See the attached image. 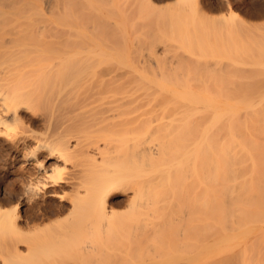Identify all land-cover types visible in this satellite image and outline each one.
<instances>
[{"label":"bare ground","instance_id":"obj_1","mask_svg":"<svg viewBox=\"0 0 264 264\" xmlns=\"http://www.w3.org/2000/svg\"><path fill=\"white\" fill-rule=\"evenodd\" d=\"M58 1L0 0V264H32L39 256L51 259L46 257L54 254L57 244L75 245L77 238H70L77 232L92 237L115 222L203 224L214 231L206 233L216 236V241L227 236L224 224H237L230 231L241 236L242 264H249V255L259 258L262 251L255 244L264 245L261 26H254L249 42L242 36L246 44L230 33L235 37L231 47L220 36L219 47L210 42L213 48L206 41L207 45L193 40L191 23L178 18L183 12L174 21L171 18L176 24L168 17L177 30L187 29L171 34L173 26L169 24L168 30L166 20L167 30L163 25V31L154 34L160 39L155 40L160 44L154 43L160 48L156 50L169 52L176 67L191 63L195 69L190 71L188 64L189 71L181 75L187 78L182 80L170 75L168 79L175 78L143 80L138 68L124 64L137 54L132 46L137 48L140 38L133 35L135 22L142 20L139 15L135 21L127 15L101 20L107 28H115L117 41L125 43L130 32L132 50L124 49L122 41V47L79 44L82 47L77 48L78 32L85 29L76 23L70 7ZM83 5L91 8L85 0ZM135 56L131 61H136ZM194 64L201 69L213 65V70L198 72L200 67L196 70ZM170 65L174 74L180 71V66L175 71ZM214 65L220 70L215 72ZM227 71L252 75L230 80L227 76L235 74ZM217 75L224 76L217 79ZM54 224L74 225H64L71 230L62 229L66 231L62 236L53 231L61 236L59 240L52 231L44 233ZM249 233L255 236L247 242ZM92 240L82 241L81 253H95L103 241Z\"/></svg>","mask_w":264,"mask_h":264},{"label":"rangeland","instance_id":"obj_2","mask_svg":"<svg viewBox=\"0 0 264 264\" xmlns=\"http://www.w3.org/2000/svg\"><path fill=\"white\" fill-rule=\"evenodd\" d=\"M40 1H42V0H40ZM47 1H49V0H47ZM52 1H54V0H52ZM55 1H58V0H55ZM61 1H63V3H61V4L66 3L67 6L70 7L69 10H71L73 17L76 18V19L74 18L76 20V23L78 22L79 26L83 27L85 29L84 33L83 32L81 33V31H79L78 35L76 34L77 38H76L74 45L77 48H80L83 45H85L84 47H86V46H89V47H97V46L116 47V45L122 47V45H124L125 46L124 49L127 46L126 49L132 50L131 45L133 43H131L132 40H130L129 37H133V35H134V37L135 36L137 37L139 35L138 37H140L141 39L140 38H138L139 40L136 39V40H138V42H137L138 44L137 43L136 44H137V48L139 46L140 50L137 48H134L133 47L134 45H133L132 46L133 50H135V49L137 50V51L135 50L134 53L136 52L137 54H134L133 57L124 60L125 65L126 64H128V65L132 64V66L138 68L137 70L140 74L139 77H141L139 79L145 78L146 80H149V79L161 80V78H162V80L163 79L173 80L175 78V77H173V79H172V77H170V79H168V77H169L168 75L177 76L175 78L176 80H182V78H184V79L187 78L185 75H183V76H181V75L183 74L182 72L189 71L185 67H187L188 64L190 66L191 63H188L187 65L185 64V67H182V66H184V64L183 65H181V63H179V65L176 64V65L180 66V68H178V69H180V71H178L179 73L177 72L176 74H174V72L171 71L174 69V67H169V65L171 63H172V65H174L176 60H174L173 57L172 58L170 57V59L168 58L169 55L171 56V54L169 52L163 53L161 51L162 52L161 53L158 51L160 49L158 47L160 44H158L159 41H155V40H160V39H157L158 38L157 34L155 35L157 38H155L154 34L158 33V31L162 30L163 25H165V27H166L165 22L168 21V17H169V21L171 20V18L174 21L175 20L174 18H176L175 15L182 14V12H183L184 13L183 16L179 15L178 18H181V17L183 19L185 18L184 20L187 23H191L190 27L192 29V26H193V29L190 30V28L188 27V31L190 30L189 32H191L192 34H195L194 37H192L193 40H197V41L203 40L204 42L206 41L210 44V45H207V43L205 42L206 45L208 47H213V48L217 47L216 45H218V47L220 46V44L218 42L220 40L219 39L220 36L222 38V41H223V37L226 38L227 40L225 39L226 41H224V42H228V43H225V44H227L228 47H231L232 44L229 46L230 41H233V39L235 38L233 35H231L232 33L235 35L237 34V36L239 35L238 38L240 40L247 38L246 41L248 40V42H249V39H251V36H252L251 33L254 32V30H253L254 26L260 25L261 28L264 30V0H226V2L225 1L221 2L220 0H179V1L178 0H152V1H150V0H85L88 2L89 5H91V8H89V6L84 8L85 7V5H83L84 0H82V1L81 0H59L58 3H60ZM69 2H70V4H68ZM80 2H82V4ZM151 2H153L155 4L156 8L153 7L154 4ZM227 3H229V4H227ZM227 5L229 6V8ZM78 6H79V8H78ZM144 6H146V7H144ZM150 6H152V7H150ZM87 8H89V10H86ZM84 10H85V12H84ZM229 11H231L232 15L228 14ZM91 12L93 13V16L94 15L96 16L95 19L100 20V21L103 19L108 20L109 18H118L119 15H120V17L127 15L128 18H130V19H132V17H134V21L139 18V17H137L139 15L140 16L139 19H142V20H141V22H139V20L136 21L137 23L135 22L134 29L137 32L134 33L132 36H130V34H129L130 32H128L130 30V27L129 26L127 27V29L129 28L127 31L129 35L127 34L126 38H124L125 43H126V45H125V43L122 40H119L120 36H118L117 34H114L116 32V30H114L115 28H111V26L109 25L110 26V27H108L110 29L109 30L107 28V25H104V24H106L103 22L105 20H103L101 22L94 21V19H93L94 17L92 16ZM136 12H138V14ZM96 13H98V14H96ZM157 13H159L160 15H157ZM121 14H123V15H121ZM188 14H190V15H188ZM97 15L101 16V17H97ZM102 16H103V18H102ZM111 16H113V17H111ZM164 17H167V18L165 19ZM195 17H197V18H195ZM222 17L224 18V21L220 20V19H222ZM225 17L227 18V20H225ZM90 18H92V19L89 21ZM128 18H126V19H128ZM144 20H146V21L144 22ZM81 21H84V22H81ZM129 21L130 20L128 19L127 22H129ZM147 21H149V22H147ZM173 21L171 20L172 24L177 23V22H173ZM192 21L194 22V24ZM162 22H163V24H162ZM168 22H167V24L169 25L170 22L169 23ZM81 23H82V25H81ZM90 23L91 24L94 23L95 25L94 24L90 25ZM147 23H149V25ZM183 24H182V26H183ZM170 25L168 27V30L170 29L171 26H173V30L171 28V31L173 33H171V34H174V35L178 34V31L180 30V29L177 30L178 25H171V26ZM89 26H95V27L92 28ZM100 26H102L101 27L102 29L100 28ZM165 27H164V29L167 30V27L166 28ZM183 27L185 29H187L186 26H183ZM200 27H201V29L203 28L202 30H204L203 34L208 35L207 37L202 34V30L200 29ZM89 28H92V29H89ZM179 28H181V27H179ZM93 29H96V31L94 30L96 32L94 34L91 33V32H93ZM98 29H101L100 32H98L99 31ZM148 29H150V30H148ZM185 29H181L179 32H181V31L185 32ZM199 29L201 32L199 31ZM156 30H158V31L156 32ZM103 31H107V32H103ZM109 31H112L110 33L111 35L109 34ZM143 31H145L146 34L148 33L147 36H146V34H144ZM107 33L111 37H108ZM113 34L115 37L113 36ZM225 34L226 35L230 34V36H226ZM242 36H244V38ZM151 37H152V39L155 38L154 41L152 39H150ZM203 37H205V39H203ZM115 38H119L118 40L120 42L115 40ZM209 38L211 41L209 40ZM217 38H218V40H217ZM104 39H106V40H104ZM111 39H113V40H111ZM80 40L85 41V43H83V41L80 42ZM212 40L215 43V45H214L215 47L212 46L213 44L210 43V42H213ZM244 40H242V41H244ZM112 41H114V42H112ZM121 41L123 44L121 43ZM246 41H244L243 43H245V44L248 43ZM107 42H108V44H106ZM120 43L122 45H120ZM154 43L158 44V46H157L158 50H156L157 47H156V44H154ZM79 44H81L82 46ZM153 44L155 45L154 50L152 49V48H154ZM149 45H152V46H149ZM118 46H117V48H118ZM150 47L152 49L153 54L150 53L151 52ZM141 51H142V53H141ZM139 52H140V54H139ZM157 52L161 53V54H158ZM134 56H135L136 61L133 62V61H131V59L134 58ZM140 56H141V58H140ZM143 56H144V58H143ZM137 59L139 61H137ZM143 59H145V60L143 61ZM171 59H173L174 61ZM178 60H180V62L183 61L182 59H177V61ZM145 61H148V62H145ZM142 62H143V64H142ZM136 63L138 66L136 65ZM144 63L147 67H149L150 73H149L148 69L145 67ZM147 63H149L150 65ZM139 64H141V67ZM192 65L193 64H191V67L189 68V69L192 68V70H190V71H193L195 69V68L193 69ZM203 65L204 64H202L201 66H203ZM209 65H211V64L209 63ZM157 66L160 67L161 69H159ZM197 66L200 67L199 65H197ZM197 66H196V64H194V67H196V70L198 69ZM207 66H208V64H207ZM177 67L175 66V71H177ZM205 67L206 66H203L202 69L200 67L198 69V72H199V70H203V69H204V71L208 70L210 67H211L210 69L213 70V68H212L213 65L208 66V69H205ZM214 67H215L214 68L215 72L220 70V68L216 67L215 65H214ZM224 69L231 71V69H229V68H224ZM224 69L221 71H224ZM169 71L171 72V74ZM229 71H227V72L231 73ZM244 72H246V73H243V71H242L243 76H240V75H238L239 73H237V75H236V73H233V71H232L231 74H235V75H232L233 77L232 76L230 77V75L227 77L230 80H232L233 78H234L233 80H235V79L242 78V77L245 78L246 75H252V74H249L247 71H244ZM157 73H158V75L161 73L162 74L164 73L163 74L164 77L162 75L158 76ZM255 75L256 74H254L253 76H255ZM196 76L198 77L199 75H195V77ZM222 76H224V75H221V77ZM157 77H159V79ZM201 77H202V75H201ZM203 77H205V76L203 75ZM206 77H207V75H206ZM208 77L206 79H208ZM221 77H220V75H219V77H218V75L215 76V78H217V79H221ZM227 77H225V78H227ZM228 78L224 79V80L225 81L229 80ZM254 78L255 77H253L252 79H254ZM137 79H138V77H137ZM145 79H143V80H145ZM189 79H191V78H189ZM203 79H205V78H203ZM257 81H258V85L260 84V86H261V83H259V82L260 81L262 82V80L260 79V81L259 80H257ZM263 81H264V79H263ZM254 82L256 83V81H254ZM251 84H253L252 81H251ZM123 206L124 205H122V207L119 206L121 208V210L125 209ZM120 208H117V209H119L118 211H120ZM20 214L23 215V213H20ZM117 223H119V222H117ZM51 225H53V224H51ZM64 225L67 227L70 224H68V225L63 224V226ZM72 225H74V224H72ZM72 225H70V226H72ZM107 225H108V227H107ZM232 225L237 226V224H224V226L227 228V236L225 238L219 240V241H216V236L208 235L206 233V231H208V232L213 234L214 231L211 232L210 231L211 229H209V228L205 229L203 227V224H183L182 222L180 224H174V223L173 224H116V222H115V224H106V227H103V230L101 228L99 229V231L96 230L97 232H99L98 235H97L96 231L95 232L92 231L95 233V236H92V237H90L92 233L90 234L87 232V234H88L87 235L85 232L80 231L81 232V233L79 232L80 234H77L78 233L77 232L76 233L77 236L75 235L74 238H70L72 240L73 239L76 240V238H77L76 241H79V244H78V242L76 243V241L73 240L75 242V245H74L75 247L73 246V244H72V246L67 245V246H69V248H65L66 246L64 247L62 245V243L57 244V246H55V244L54 245L52 244L51 245L52 247L55 246L58 248H55L56 250H54L55 251L54 254H51V255L46 254V256L49 255L48 257H46V259L49 257H51V259L45 260L44 259L45 257L43 258V256H39V257H42L41 262H40L39 257L36 258L37 260L35 259V262H36V264H37V262H38V264H242V260L238 254V251L240 250V248L242 246V244L239 243L241 236H236L230 231ZM19 226L26 228L25 227L26 225H24V224H20ZM48 226L49 227H47V229L44 230V233H46V235H48V233L51 231H52L51 232L52 236H56L57 234L64 235V233L66 231H64V230L62 231V229H65L67 231L71 230V229H68L66 227H63L62 224H54V226H56V227H54V226L51 227L50 225H48ZM60 226H61V228H60ZM248 226H250V224H241L240 227H248ZM58 228H60L61 231ZM101 230L102 231L106 230V231H104V233L103 232L101 233ZM53 231H55V233H57V234L56 235L53 234L54 233ZM100 235H101V237H100ZM42 236H44L46 238L45 234ZM50 236H48V237H50ZM61 236H56V237H57V239L60 240ZM254 236H255L254 233H249L246 237V241L247 242L251 241L254 238ZM56 237H55V240H57ZM87 237H88V239H87ZM50 239L54 240V238H50ZM68 239H67V241H68ZM92 239H94L96 242H99V239H100V241L103 240L101 244H98L99 246L97 248L99 249V252L97 251L98 250L97 249L95 251V253L91 252L92 253L91 255H87L89 253L86 254L85 251H82V253H81L80 250L84 246L83 243L87 242V241H93ZM82 241H84V242H82ZM51 242H53V241L51 240ZM63 243H65L64 245H66L65 241ZM68 243H70V242L68 241L67 244ZM78 245H80V246H78ZM255 246H257L261 249L262 255L259 258H257L256 254H254L253 256L249 255V257H248L249 264H264V245L256 243ZM60 247H62V248H60ZM76 248H77V250H76ZM62 249H64L63 251H65V252L61 251ZM208 250H210L209 253H208ZM59 251H61L62 253H60ZM84 252L86 255L84 254ZM57 255L59 257V260H57L58 259ZM26 257H27V255H26ZM30 259H32V258H30ZM27 260H28V258H27ZM27 260H25V261L27 262ZM30 262H32V260ZM35 262L33 259L32 264H35ZM28 263H29V261H28Z\"/></svg>","mask_w":264,"mask_h":264}]
</instances>
